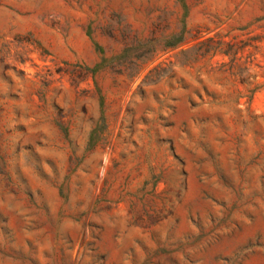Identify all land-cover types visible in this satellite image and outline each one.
I'll use <instances>...</instances> for the list:
<instances>
[{
    "label": "rangeland",
    "instance_id": "1",
    "mask_svg": "<svg viewBox=\"0 0 264 264\" xmlns=\"http://www.w3.org/2000/svg\"><path fill=\"white\" fill-rule=\"evenodd\" d=\"M0 264H264V0H0Z\"/></svg>",
    "mask_w": 264,
    "mask_h": 264
}]
</instances>
